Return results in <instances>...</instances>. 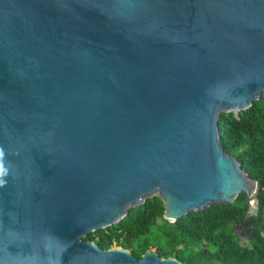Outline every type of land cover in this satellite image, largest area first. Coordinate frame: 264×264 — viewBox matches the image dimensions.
Wrapping results in <instances>:
<instances>
[{
    "label": "water",
    "instance_id": "water-1",
    "mask_svg": "<svg viewBox=\"0 0 264 264\" xmlns=\"http://www.w3.org/2000/svg\"><path fill=\"white\" fill-rule=\"evenodd\" d=\"M260 98L264 0H0V264H182L87 237L154 196L253 214L218 121Z\"/></svg>",
    "mask_w": 264,
    "mask_h": 264
},
{
    "label": "trees",
    "instance_id": "trees-1",
    "mask_svg": "<svg viewBox=\"0 0 264 264\" xmlns=\"http://www.w3.org/2000/svg\"><path fill=\"white\" fill-rule=\"evenodd\" d=\"M222 147L233 154L247 175L256 180L257 201L253 214L246 215V194L231 203H217L169 222L163 218L160 197L129 209L124 218L91 233L87 239L102 249L115 243L136 258L154 245L150 233H160L161 257H174L182 264H264V99L234 115L223 113L218 121ZM236 230L241 233L237 234Z\"/></svg>",
    "mask_w": 264,
    "mask_h": 264
},
{
    "label": "rangeland",
    "instance_id": "rangeland-1",
    "mask_svg": "<svg viewBox=\"0 0 264 264\" xmlns=\"http://www.w3.org/2000/svg\"><path fill=\"white\" fill-rule=\"evenodd\" d=\"M254 203H255V202H254ZM254 203H253V205L255 206ZM236 233H237V234H240L241 232H240L239 230H236ZM150 236H151V238H152V241L154 242V245L150 246L151 249L156 250V248H157L159 245L163 244V242H164V238H163V236H162L160 233H158V232L155 230V228H153L152 232L150 233ZM112 246L119 247V246H117L115 243H113ZM112 246H111V247H112Z\"/></svg>",
    "mask_w": 264,
    "mask_h": 264
}]
</instances>
